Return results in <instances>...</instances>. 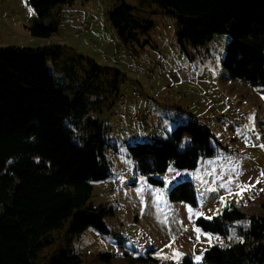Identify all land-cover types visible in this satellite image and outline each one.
Masks as SVG:
<instances>
[{"label": "rangeland", "instance_id": "374dc122", "mask_svg": "<svg viewBox=\"0 0 264 264\" xmlns=\"http://www.w3.org/2000/svg\"><path fill=\"white\" fill-rule=\"evenodd\" d=\"M123 4L153 28L131 40L119 38L109 17ZM82 23L87 29L74 37ZM36 24L56 32L49 39L34 37ZM182 28L179 15L160 0H68L44 18L29 0H0V47L41 50L70 98L95 80L89 97L100 106L90 116L109 125L114 147L107 155L110 175L92 182L85 207L108 211L105 229L72 234L69 219L49 233L53 241L39 250L35 264L68 252L84 264H173L184 258L204 264L207 250L242 242L239 228L248 229L252 215H264V87L229 77L223 61L230 33L194 47L181 37ZM93 64L101 67L98 83L88 79ZM190 121L211 133L213 156H201L194 169L171 163L152 176L137 170L130 146L168 138ZM190 143L186 136L181 148ZM186 181L195 188L196 205L171 198L172 188ZM242 186L247 188L238 195ZM232 208L247 217L227 222V235L198 223Z\"/></svg>", "mask_w": 264, "mask_h": 264}, {"label": "trees", "instance_id": "16d2710c", "mask_svg": "<svg viewBox=\"0 0 264 264\" xmlns=\"http://www.w3.org/2000/svg\"><path fill=\"white\" fill-rule=\"evenodd\" d=\"M40 18L68 0H29ZM179 15L181 37L199 47L216 35L230 33L223 65L232 79L264 87V0H160ZM133 8L123 4L109 20L121 39L149 32L152 23H140ZM37 38L56 32L43 24L31 27ZM108 69V68H105ZM101 67L93 64L88 79L100 81ZM62 83V78H58ZM95 81V80H94ZM93 81V82H94ZM84 84L74 98L67 96L47 68L41 50L0 47V264H35L39 250L52 243L51 231L70 219L72 234L90 227L104 230L103 207H86L92 182L110 175L109 125L90 116L100 106ZM100 89H97L99 91ZM191 143L182 149L184 138ZM211 133L190 121L178 125L168 138H155L130 146L137 170L152 176L167 171L171 163L194 169L201 156H213ZM155 185L161 183L151 180ZM174 201L197 204L191 182L171 190ZM236 208L213 220H199L206 231L227 235L226 223L245 219ZM250 227L239 228L242 242L212 247L204 264H264V215H252ZM46 264H84L73 252L61 253ZM173 264H195L184 258Z\"/></svg>", "mask_w": 264, "mask_h": 264}, {"label": "built area", "instance_id": "2783aa9c", "mask_svg": "<svg viewBox=\"0 0 264 264\" xmlns=\"http://www.w3.org/2000/svg\"><path fill=\"white\" fill-rule=\"evenodd\" d=\"M87 26H88V24L87 23H82L81 25H80V29H79V31H77V32H75L74 33V37H77V38H80L81 37V33H80V31H84V30H86L87 29ZM92 44H94V43H92ZM133 94L134 95H139V93H137V92H133ZM127 96H129V93H127Z\"/></svg>", "mask_w": 264, "mask_h": 264}, {"label": "snow or ice", "instance_id": "6c2138e0", "mask_svg": "<svg viewBox=\"0 0 264 264\" xmlns=\"http://www.w3.org/2000/svg\"><path fill=\"white\" fill-rule=\"evenodd\" d=\"M260 147H262V148H264V145H260ZM171 170V169H170ZM262 175H264V173H262ZM246 188H247V186H242L241 187V189H240V192L239 193H237L238 195L239 194H242V192L244 191V190H246ZM229 194L231 195L232 193L231 192H229ZM209 219L211 218V217H208ZM199 229H197V232L199 233ZM178 255V254H177ZM197 259H199V257H197Z\"/></svg>", "mask_w": 264, "mask_h": 264}]
</instances>
